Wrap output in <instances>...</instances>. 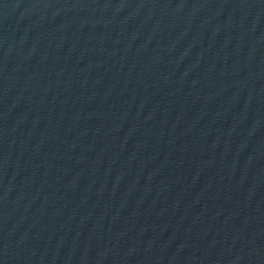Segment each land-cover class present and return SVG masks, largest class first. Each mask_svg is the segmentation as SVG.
<instances>
[{
	"label": "water",
	"instance_id": "95a60500",
	"mask_svg": "<svg viewBox=\"0 0 264 264\" xmlns=\"http://www.w3.org/2000/svg\"><path fill=\"white\" fill-rule=\"evenodd\" d=\"M0 264H264V0H0Z\"/></svg>",
	"mask_w": 264,
	"mask_h": 264
}]
</instances>
